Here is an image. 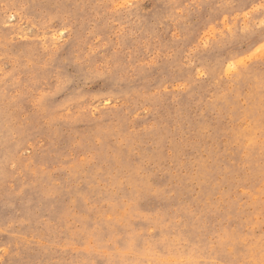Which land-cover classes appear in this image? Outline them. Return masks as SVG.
Here are the masks:
<instances>
[{
	"label": "rangeland",
	"instance_id": "obj_1",
	"mask_svg": "<svg viewBox=\"0 0 264 264\" xmlns=\"http://www.w3.org/2000/svg\"><path fill=\"white\" fill-rule=\"evenodd\" d=\"M263 51L264 0H0V264H264Z\"/></svg>",
	"mask_w": 264,
	"mask_h": 264
},
{
	"label": "bare ground",
	"instance_id": "obj_2",
	"mask_svg": "<svg viewBox=\"0 0 264 264\" xmlns=\"http://www.w3.org/2000/svg\"><path fill=\"white\" fill-rule=\"evenodd\" d=\"M225 27V26H224ZM264 52V51H263ZM261 54V53H260Z\"/></svg>",
	"mask_w": 264,
	"mask_h": 264
}]
</instances>
